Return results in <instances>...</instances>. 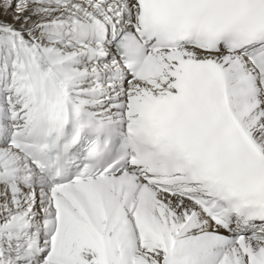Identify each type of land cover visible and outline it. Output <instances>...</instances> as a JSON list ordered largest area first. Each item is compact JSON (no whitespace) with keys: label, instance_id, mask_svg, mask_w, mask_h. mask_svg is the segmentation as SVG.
I'll return each mask as SVG.
<instances>
[{"label":"snow or ice","instance_id":"6c2138e0","mask_svg":"<svg viewBox=\"0 0 264 264\" xmlns=\"http://www.w3.org/2000/svg\"><path fill=\"white\" fill-rule=\"evenodd\" d=\"M0 264H264V0H0Z\"/></svg>","mask_w":264,"mask_h":264}]
</instances>
